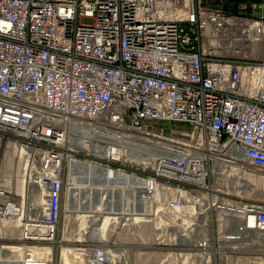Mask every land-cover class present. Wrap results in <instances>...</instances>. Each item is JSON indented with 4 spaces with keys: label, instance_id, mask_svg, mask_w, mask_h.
Masks as SVG:
<instances>
[{
    "label": "built area",
    "instance_id": "1",
    "mask_svg": "<svg viewBox=\"0 0 264 264\" xmlns=\"http://www.w3.org/2000/svg\"><path fill=\"white\" fill-rule=\"evenodd\" d=\"M225 38L264 41V0H0V152L7 142L27 149L35 183L27 190L22 173L13 188L0 184V221L17 217L23 242L51 244L81 164L129 205L127 157L71 139V121L108 115L131 138L161 141L154 164L132 174L174 254L209 263L224 239L259 244L264 202L236 189L245 168L264 172V55H220ZM160 123L182 128L165 134ZM77 243L75 264H115L105 240ZM23 257L53 264L26 246Z\"/></svg>",
    "mask_w": 264,
    "mask_h": 264
},
{
    "label": "rangeland",
    "instance_id": "2",
    "mask_svg": "<svg viewBox=\"0 0 264 264\" xmlns=\"http://www.w3.org/2000/svg\"><path fill=\"white\" fill-rule=\"evenodd\" d=\"M233 7V5L227 4L226 9L231 10ZM223 46L224 47L221 45L219 54L230 58L260 59L264 55V41L242 42L225 38ZM85 121L89 122V124L92 123L93 126H101L109 132L116 131L125 135H129L130 133L124 129L111 127L112 123H119L113 121L108 115H103L96 120ZM159 125L164 128L166 127L167 130H165V134L169 132L170 127L182 128L181 125L174 123H160ZM148 139L149 140L146 141L152 142V145L147 143L145 146L136 148V150L132 147L129 149L128 154L132 156L130 157L129 162L131 173L136 169L141 170L142 167H147L146 165L149 163V160L155 155L149 150L155 149L156 146L159 145L158 143H161V141H156L155 138V141L152 138ZM126 144L127 142H123L120 145L126 146ZM120 147L124 154L127 153L125 147ZM12 151L13 153L10 154ZM12 151L10 148L3 146L0 152V184L9 188H13L15 184L20 183L22 173L25 175L26 183L28 182V178L32 175V171H29V167L24 161L25 157L21 154L20 148H13ZM134 151L136 152V155ZM146 169L148 170V168ZM254 171V174H249L247 172L241 173L238 184H242L241 182L243 181L245 186L240 188V192L237 193L257 201H264V172L259 170ZM29 188L30 186H27V190H29ZM118 195L121 199L122 193L118 192ZM129 198L130 203L129 205L127 204L129 206L128 212L125 211L122 213L123 216L121 215V209L117 212H109L107 218H105V214L102 215L95 213V208L91 212L86 211L87 214L81 219L78 216H81L83 213H74L73 207L70 206V202L67 203L68 205H65V212L67 214L65 221H67V224L64 225V227H59L58 234L55 238L56 244L52 245L50 250V253H52L53 256V264H75L73 257H77L80 254L74 249L78 247L77 241L79 242L83 240H105L110 248L115 251L112 253L113 257L117 256L114 255L117 251H122V253H124L123 258L126 259L127 264H155V261L157 262L156 253L159 252L160 247L158 244V241H160L159 225L157 223L159 215L155 210L156 206L152 203L151 197L145 196L133 188L130 190ZM99 200L103 203V196L100 197ZM36 203L39 206L38 208L40 212L42 199L36 200ZM99 209H102L100 205ZM104 210L105 209H102L103 213H105ZM31 215V217H34L33 213ZM96 216L97 218H95ZM124 216L129 217V222L128 226L122 228L120 224L126 222ZM12 219L0 221V264H23L22 254L25 246L32 249H39L38 252H40L41 248L50 246V244L23 242L20 239L19 228L15 226V222H13ZM95 219L98 221H106L105 224L115 223V221L119 224L108 230L102 229V232L100 233L98 229L96 231L90 227L93 226V222H96ZM79 221H83L88 227L85 228V230H82L78 226ZM64 247L70 249V252L65 255L62 250ZM179 260L182 264L201 263L200 259H190L188 255L181 257ZM115 261L118 260L115 259ZM238 262L240 264H254L253 261L249 260L248 262L245 260ZM260 263L264 264V262Z\"/></svg>",
    "mask_w": 264,
    "mask_h": 264
},
{
    "label": "bare ground",
    "instance_id": "3",
    "mask_svg": "<svg viewBox=\"0 0 264 264\" xmlns=\"http://www.w3.org/2000/svg\"><path fill=\"white\" fill-rule=\"evenodd\" d=\"M71 123H72L71 139L74 142V144L76 146H80L83 149H87L88 151H91V152L95 153L96 156H101V157H109V156H112V157H121L124 154L123 151H122V149H121V147H120V146H122L123 148L125 147L127 153H125L124 155L127 157V159L130 162V157H132V156H130L128 154V152H129V149H131V147L134 150H136V148L141 147V146H145L147 143H149L150 145H152V142H147L146 140H143V139H139V138H135L134 139V138H131L129 135L121 134V133H118L116 131H111V132L106 131L101 126H93L92 123L89 124V122H87L85 120L84 121L73 120V121H71ZM111 127L117 128V129H123L124 128V126L122 124H116V123H112L111 124ZM150 138H152L154 140L153 137H150ZM123 142H127L126 146L120 145ZM6 147L7 148H10L11 151H12L13 148L19 147L20 150H21V154L23 156H25V154L27 153V149H25V148H23V147H21L19 145L13 144V143L7 142L6 143ZM12 153H13V151L10 154H12ZM135 155H136V152H135ZM154 159H155V156L153 155L151 157V159L149 160V163L146 166L153 165L154 164ZM24 161L26 162L27 166L29 167L28 168L29 171H33L34 166L31 164V162L26 161L25 159H24ZM87 166L88 165H84V164H81V166H79L82 170H79L80 173L77 174V178H74V184H76L77 179H78V176L81 177V180L83 181V180L88 179L89 175H91V172L92 173L95 172V170L92 169V166H88V167ZM244 172H247L249 174H254L248 168H245L241 173H244ZM93 175L96 176L98 179H103L102 176L100 174H98V173H95ZM27 181H28L27 182V186H30V188H32V186L34 187L33 184H35V183H34V180H33L32 175L28 178ZM83 183H84V181H83ZM129 183H130V190H131V188H133V189L137 190L138 192L142 193L143 195L150 197L147 193H145V191L143 189V187H144V179L142 177H139V176H137L135 174L130 173V175H129ZM241 183L242 184H238V180H237V184L239 185V187H237V189H236L237 192H240V188H242V187L245 186V184H244L243 181ZM2 186H4V185H2ZM4 187L7 188V189L9 188L7 186H4ZM117 191L118 192H121L122 195H123V191H121V189L119 187H118V190ZM236 194L238 196H240L241 198H248V197H246V196H244L242 194H239V193H236ZM125 196H126V199H127V202H128V196L126 194H125ZM39 199H41V193H39L38 196H36L33 199V207H32L33 208V211H31V212H33L34 217H38L41 214V211H42V207L40 206V212H39V208H38L39 206L36 203V200H39ZM248 199H251V198H248ZM69 200H70V195L68 194L67 195V199H66V204H65L66 206L68 205L67 203H69ZM252 200H255V199H252ZM42 201H43V199H42ZM260 202H264V201H260ZM99 205H100V207L102 209H105L104 210L105 213H103L102 209H99ZM96 206L97 207L94 210L95 213L102 214V215L105 214V218H107L109 212L107 211V209L105 207L106 206L105 205V202L102 203L98 199V202H97V205ZM127 207H129V206L127 205ZM37 208H38V211H37ZM155 210L158 211L159 209L156 207ZM79 213H83V214H81V216L80 215L78 216L81 219H82V217L84 215L87 214L86 211H80ZM64 214L67 217L66 212H64ZM34 217H32V218H34ZM12 218H14V219H12ZM95 218H97V216ZM8 219L9 220L12 219V221L15 222V226H19L20 225V222H19V220H18L17 217H10ZM95 221L96 222H93V226H90V227L93 228V229H95L96 231L98 229V231L100 233L102 232V229L108 230L110 228H114L113 223H111V224H109V223L105 224L106 221L105 222L103 220L102 221H98L96 219H95ZM103 223H104V226H103L104 228H96L98 226L99 227H102V226H100V224L102 225ZM78 226L82 230H85V228L88 227L87 224H85L83 221H79ZM55 244H56V241L55 242L53 241V242H51V244H50L49 247H43V248H41L40 252H38L39 249H36V252H38L41 255L46 256V255L50 254L51 246L52 245H55ZM23 250H24V252H23L22 255L24 256L25 247H24ZM189 258L191 259V257H189ZM199 259H200L201 263H204V261L202 260V258H198V260ZM23 260H24V257H23Z\"/></svg>",
    "mask_w": 264,
    "mask_h": 264
},
{
    "label": "crops",
    "instance_id": "4",
    "mask_svg": "<svg viewBox=\"0 0 264 264\" xmlns=\"http://www.w3.org/2000/svg\"><path fill=\"white\" fill-rule=\"evenodd\" d=\"M100 226L102 227L98 226V228H104V223L102 225L100 224ZM250 236L252 237V234ZM259 237L261 240L259 244H246L245 246L224 239L222 247L223 250L218 249L217 252H214L211 255V261L209 263H206L205 258H202L204 261L202 264H238V261L241 260H245L247 262L249 260L253 261L254 264H262L260 262H264V234L259 233ZM158 244L160 247L159 252L156 253L157 262L155 261V264H182L179 259L184 256L178 257L173 253L172 247L168 242V238L158 241ZM62 250L64 251V255L70 252V249L65 247ZM113 252L115 251L111 250L110 253L112 254ZM79 254H81V252H79ZM114 255H117L114 258L118 260L115 261V264H127L126 259L123 258L124 253H122V251H117ZM198 258L196 257L194 259L197 260Z\"/></svg>",
    "mask_w": 264,
    "mask_h": 264
},
{
    "label": "flooded vegetation",
    "instance_id": "5",
    "mask_svg": "<svg viewBox=\"0 0 264 264\" xmlns=\"http://www.w3.org/2000/svg\"><path fill=\"white\" fill-rule=\"evenodd\" d=\"M83 181L81 180V177L78 176L76 184L70 188L71 197L69 202L70 206L73 207L74 213H78L80 211L91 212L96 208L98 199L101 196L104 198L105 207L108 212H115L119 208L123 211V213L127 210V199L125 193L123 192L120 199L118 191L108 180L104 178L98 179L96 176L91 174L88 179Z\"/></svg>",
    "mask_w": 264,
    "mask_h": 264
},
{
    "label": "trees",
    "instance_id": "6",
    "mask_svg": "<svg viewBox=\"0 0 264 264\" xmlns=\"http://www.w3.org/2000/svg\"><path fill=\"white\" fill-rule=\"evenodd\" d=\"M231 5H233V4H231ZM227 6V4L225 5V7ZM234 6V5H233ZM228 10H230V9H228ZM231 10H235V7H233V9H231Z\"/></svg>",
    "mask_w": 264,
    "mask_h": 264
}]
</instances>
